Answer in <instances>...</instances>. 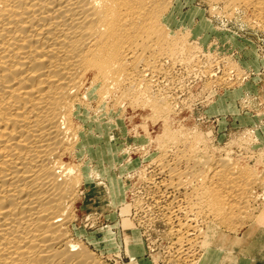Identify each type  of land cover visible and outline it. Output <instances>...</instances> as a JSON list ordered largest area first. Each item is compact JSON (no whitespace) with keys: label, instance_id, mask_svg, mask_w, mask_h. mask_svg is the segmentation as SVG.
I'll return each mask as SVG.
<instances>
[{"label":"bare ground","instance_id":"obj_1","mask_svg":"<svg viewBox=\"0 0 264 264\" xmlns=\"http://www.w3.org/2000/svg\"><path fill=\"white\" fill-rule=\"evenodd\" d=\"M209 1L213 8L223 3L229 15L253 13L264 30V0ZM179 2L0 0V264H105L76 224V204L90 179L77 162L89 132L79 107L93 100L107 115L129 104L162 120L155 136L149 128L135 136L147 160L129 163L142 194L135 214L144 213L140 222L156 216L170 226L184 264H198L212 245L196 256L207 225L218 241L219 225L230 229L249 219L264 201V174L205 146V135L190 129L176 98L160 86L176 64L197 56L185 21L174 16L182 13ZM227 73L218 77L226 84L234 79ZM111 188L118 190L115 182ZM126 244L135 259L146 251L140 231L126 233Z\"/></svg>","mask_w":264,"mask_h":264},{"label":"rangeland","instance_id":"obj_2","mask_svg":"<svg viewBox=\"0 0 264 264\" xmlns=\"http://www.w3.org/2000/svg\"><path fill=\"white\" fill-rule=\"evenodd\" d=\"M210 3L180 0L177 4L181 5L182 13L177 9L174 16L178 23L185 21L183 32L191 33L188 38L197 47L196 61L191 62L196 64H191L192 67L191 62L176 64L173 72L170 70L175 80L165 78L160 86L176 98L178 112L190 129L205 135V146L218 155L229 154L236 161L257 167L263 175L264 30L256 23L253 13L241 10L229 15L223 3L215 8ZM225 71L234 78L227 84L218 78ZM79 112L83 116L79 120L89 132L87 145L82 148L84 154L77 162L85 163V173L90 179L76 204V224L92 236V251L105 264H184L176 255L170 226L156 216L140 222L139 216L144 213L135 214L134 204L142 194L139 175L129 163L138 159L142 164L147 163L135 136L145 135L146 128L155 136L161 130L162 120L154 121L148 108L129 104L115 107L107 115L106 109L98 108L95 100L90 107H79ZM105 147L109 149L108 156ZM112 182L118 188L115 194ZM258 191L262 193L263 189L260 187ZM253 211V217L240 222L242 225L237 223L230 229L219 225L218 241H214L213 235L209 238L211 226L205 225V235L195 245L196 256L211 243L223 244L225 237L241 236L250 224L263 218L264 201L255 204ZM134 230L140 231L146 244V251L138 259L127 252L126 233ZM83 239L87 241V236Z\"/></svg>","mask_w":264,"mask_h":264},{"label":"crops","instance_id":"obj_3","mask_svg":"<svg viewBox=\"0 0 264 264\" xmlns=\"http://www.w3.org/2000/svg\"><path fill=\"white\" fill-rule=\"evenodd\" d=\"M201 257L198 264H264V217L250 224L241 236H228L223 244H213Z\"/></svg>","mask_w":264,"mask_h":264}]
</instances>
